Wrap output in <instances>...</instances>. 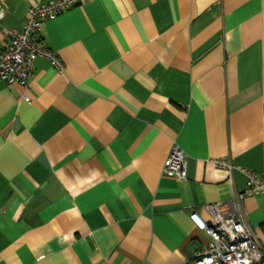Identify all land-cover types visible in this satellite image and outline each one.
<instances>
[{
  "label": "crops",
  "instance_id": "obj_1",
  "mask_svg": "<svg viewBox=\"0 0 264 264\" xmlns=\"http://www.w3.org/2000/svg\"><path fill=\"white\" fill-rule=\"evenodd\" d=\"M49 1L0 0V51ZM38 37L65 70L37 57L30 102L0 80V264L193 258L191 212L264 179V0H84ZM240 214L264 241V194Z\"/></svg>",
  "mask_w": 264,
  "mask_h": 264
},
{
  "label": "built area",
  "instance_id": "obj_2",
  "mask_svg": "<svg viewBox=\"0 0 264 264\" xmlns=\"http://www.w3.org/2000/svg\"><path fill=\"white\" fill-rule=\"evenodd\" d=\"M83 1L51 0L35 4L29 8L23 27L8 31L10 42L0 51V80L10 87L17 86L19 100L31 101L27 89L37 57L47 59L59 72H64L62 59L38 35L48 21ZM3 16L4 9L0 7V19ZM215 163L229 171L234 169L224 159H217ZM236 169L247 176L243 190L235 192L227 200L205 204L206 217L197 211L191 212L192 222L208 234L210 241L184 264H260L264 260V241L258 239L240 214L241 203L246 197L264 194V179L245 168ZM163 174L180 179L186 177V154L177 144L172 146L164 162Z\"/></svg>",
  "mask_w": 264,
  "mask_h": 264
}]
</instances>
